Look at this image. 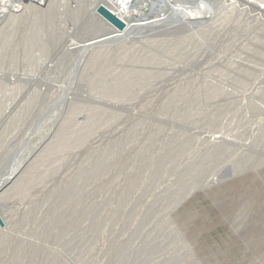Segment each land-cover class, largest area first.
Here are the masks:
<instances>
[{"label":"rangeland","instance_id":"1","mask_svg":"<svg viewBox=\"0 0 264 264\" xmlns=\"http://www.w3.org/2000/svg\"><path fill=\"white\" fill-rule=\"evenodd\" d=\"M1 1L0 264H264V14L213 2L79 62L111 0Z\"/></svg>","mask_w":264,"mask_h":264},{"label":"bare ground","instance_id":"2","mask_svg":"<svg viewBox=\"0 0 264 264\" xmlns=\"http://www.w3.org/2000/svg\"><path fill=\"white\" fill-rule=\"evenodd\" d=\"M35 0H31L30 2H34ZM135 0H111L108 1L111 5L108 7L101 8L97 11V14H93L97 17H101L104 20H101L107 27H109L112 30V27L117 29L118 31L113 30L111 35L97 37L91 39V41L84 43L81 47L76 46L72 50L79 51L80 57L79 62L82 59V56L85 55L86 52H88L90 49L104 43H108L112 41L105 40V38L109 36H118L114 38V40H120V39H130L133 38L136 32H138L141 29H146L149 31H152L154 27L162 25L165 21H171L183 16L181 11L176 10V8L172 9V4L174 0H137V2L134 4ZM8 4H4L5 1L0 2V14L6 13V10L8 11H18L19 7H16L17 4H14L13 1H6ZM15 2H22V0H15ZM199 3H202V1H198ZM6 6V7H2ZM134 4V5H133ZM19 5V4H18ZM17 5V6H18ZM170 7L169 12L167 9L164 11L165 7ZM179 7V6H176ZM180 7H184V5H181ZM186 7V6H185ZM148 8V9H147ZM193 10V9H192ZM191 10V11H192ZM196 10V9H194ZM7 11V12H8ZM154 12H157L155 15ZM159 13V14H158ZM189 13V12H188ZM173 14V15H172ZM153 15L155 20L147 21L148 18H150ZM191 16V14H189ZM5 16V15H4ZM187 17V16H185ZM4 18V17H0ZM188 18V17H187ZM138 23H140L138 25ZM143 23V24H142ZM71 87V86H70ZM16 172V168H13L9 175L0 183V189L4 187L5 183L9 181L12 176H14Z\"/></svg>","mask_w":264,"mask_h":264},{"label":"built area","instance_id":"3","mask_svg":"<svg viewBox=\"0 0 264 264\" xmlns=\"http://www.w3.org/2000/svg\"><path fill=\"white\" fill-rule=\"evenodd\" d=\"M190 1L187 3L191 6H186L189 8H180L178 10V11H181L182 14L185 16L188 14L190 9H195V7H202L203 10H206L204 7H212L213 2L214 3L217 2L221 6L223 5V7L232 6V3H230L231 1H229V3L226 4L225 0H201L202 3L198 2L200 0H190ZM238 2H239V4L240 3H243V4H242V6H239V4H237L236 7H246V8H242V10H241L246 14H248V12L250 11L249 7H252L253 9H255V11L259 12V13L255 14V16H254L255 19H257V20H259V18H260V15H261L260 13L264 14V2L258 3L256 0H236V3H238ZM187 3H186V5H188ZM175 19H176V17H175Z\"/></svg>","mask_w":264,"mask_h":264},{"label":"water","instance_id":"4","mask_svg":"<svg viewBox=\"0 0 264 264\" xmlns=\"http://www.w3.org/2000/svg\"><path fill=\"white\" fill-rule=\"evenodd\" d=\"M137 2V0H135L134 1V4ZM133 4V5H134ZM101 8H105L103 5H99V6H97V8L94 10V14H97V11L100 9L101 10ZM97 18L98 19H101V20H104V19H102L101 17H99V16H97ZM140 23H138V25H139ZM143 24V23H142ZM111 30V29H110ZM113 30H115V31H118L117 29H115L114 27H112V30L110 31V32H112ZM116 37H118V36H109V37H107V38H105V40H110V39H113L114 40V38H116ZM112 40V41H113ZM12 170V169H11ZM189 194L190 193H188V192H186V193H184L183 195H182V197H181V200L179 201V203H178V205H180L182 202H184L185 201V199L189 196ZM177 205V206H178Z\"/></svg>","mask_w":264,"mask_h":264}]
</instances>
